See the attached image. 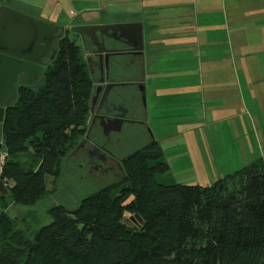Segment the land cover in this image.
<instances>
[{
    "label": "trees",
    "instance_id": "obj_1",
    "mask_svg": "<svg viewBox=\"0 0 264 264\" xmlns=\"http://www.w3.org/2000/svg\"><path fill=\"white\" fill-rule=\"evenodd\" d=\"M91 78L69 38L42 85L17 87L5 107L0 165L1 207L34 205L45 176L77 143L88 113ZM0 148V149H1ZM31 151L28 166L14 160ZM155 140L127 155L116 181L81 198L74 209L54 205L52 221L17 228L0 211V264H264V154L209 186L163 184L168 170ZM137 218L126 222L130 216Z\"/></svg>",
    "mask_w": 264,
    "mask_h": 264
},
{
    "label": "crops",
    "instance_id": "obj_2",
    "mask_svg": "<svg viewBox=\"0 0 264 264\" xmlns=\"http://www.w3.org/2000/svg\"><path fill=\"white\" fill-rule=\"evenodd\" d=\"M11 1L15 10L58 28L92 23L64 22L81 15H125L124 22L141 23L145 120L160 148L203 144L213 157L223 125L224 147H248L250 127L255 133V120L264 116V0ZM164 119L174 127L159 122ZM238 156L240 162L244 155Z\"/></svg>",
    "mask_w": 264,
    "mask_h": 264
},
{
    "label": "rangeland",
    "instance_id": "obj_3",
    "mask_svg": "<svg viewBox=\"0 0 264 264\" xmlns=\"http://www.w3.org/2000/svg\"><path fill=\"white\" fill-rule=\"evenodd\" d=\"M11 6H14L11 0H0V9L3 7L15 9ZM20 12L31 15V13H27L26 10ZM123 16L107 14L101 15L98 18L95 17L91 20H86V17L81 15L74 19H66L64 22L67 24L83 22L105 24L107 22L126 20L124 19L126 16ZM68 36L72 38L73 34L68 32ZM118 91L127 99L130 97L133 99L131 103L128 104L130 116L135 119L144 120L147 111L145 95L144 100H142V97L135 91L133 86L119 87ZM125 106L127 108V105ZM262 113H264V111H262ZM159 122H166L168 126L171 125L169 124L170 120L164 119ZM248 124L250 127L251 124L249 122ZM254 126L255 133L252 132L253 130L251 127V132H248V134L250 133L248 137H251V140L243 141V144L248 146L243 149V151L236 146L230 145V143L228 148L224 147L223 142L227 139L225 134L227 131L224 129V125L221 126L223 132H219V140H217L216 144L214 143L213 149L210 148L211 155L214 154L215 157L209 156L208 145L204 146L200 144L202 147L199 150L195 147V145H197L195 143L194 148L193 146L189 147L187 143L181 141H173L164 145L161 147L163 153L162 159L167 163L168 170L165 173L156 174V179L163 184L169 185L187 184L209 186L217 179L241 169L264 154V116H260L259 119L255 120ZM170 127L172 128L174 125ZM254 134L257 136L256 139H252L254 138ZM151 140H154V131L152 127H145L138 123H125L119 131L112 130L106 139L107 147L117 158L127 156ZM238 152L244 155L241 157L240 162ZM231 153H236L237 158H235V154H232L234 156L227 155ZM4 156L5 154L1 148L0 165L2 164ZM33 158L31 151H27L18 153L14 160L21 162L26 167L32 162ZM117 177H114L112 174L89 172L88 167L82 166L78 158H66V156H64L59 165L58 175L45 176L47 192L34 205L24 206L12 204L8 196L4 194L8 202V207L3 209L0 205V211L5 210L11 217H14L18 229H26L28 231L36 230L41 225L52 221V217L47 213L50 207L54 205H63L68 210H72L81 198L112 181H116L118 179Z\"/></svg>",
    "mask_w": 264,
    "mask_h": 264
},
{
    "label": "flooded vegetation",
    "instance_id": "obj_4",
    "mask_svg": "<svg viewBox=\"0 0 264 264\" xmlns=\"http://www.w3.org/2000/svg\"><path fill=\"white\" fill-rule=\"evenodd\" d=\"M122 22L124 21H113L105 24ZM69 27L58 28L54 39L51 40L49 51L40 61L44 65L43 73L40 76H35L29 85L19 83L17 87L42 85L45 71L57 52L59 40L63 37L69 38L68 32H71ZM71 33L73 37L69 39L79 48L82 62L91 78V88L87 117L79 126L78 129L81 132L77 134V143L69 151L66 158H78L82 166L88 167L89 172L112 174L114 177L119 176L117 178H120L123 174L121 164L126 156L117 158L111 153L106 141L109 134H104L103 127L104 125L110 128L119 126L121 129L125 123H138L147 127L145 119L139 120L130 116L128 104L133 99L131 97L127 99L118 91L119 87L133 86L144 100L142 75L145 61L144 35L141 45L136 30L132 28L113 30L96 28L91 31L92 34L94 33L93 36L87 33L83 35ZM140 46H142L141 49L138 48ZM22 80L23 76L21 75L19 81ZM0 104L4 105V102ZM121 112H125V114L120 118L121 121L117 122L116 119Z\"/></svg>",
    "mask_w": 264,
    "mask_h": 264
},
{
    "label": "water",
    "instance_id": "obj_5",
    "mask_svg": "<svg viewBox=\"0 0 264 264\" xmlns=\"http://www.w3.org/2000/svg\"><path fill=\"white\" fill-rule=\"evenodd\" d=\"M96 28L101 30L135 29L142 45L143 30L142 24L139 22L72 25L69 30L80 35L87 33L93 36L94 33L92 34L91 31ZM57 31V26L26 13L10 7L0 9V103L4 102V105L0 104V148L5 106L16 98L17 85L19 83L29 85L35 76H40L43 73L44 65L40 61L49 51L50 42L54 39ZM138 48L141 49L142 46ZM21 75L23 80L20 82L19 76ZM124 114L125 112H121L116 121L120 122V118ZM112 129L119 131L120 127L110 128L104 125L103 132L108 135ZM3 191H5V186L0 179V192ZM134 218L142 222L137 214L130 216L126 222H130Z\"/></svg>",
    "mask_w": 264,
    "mask_h": 264
},
{
    "label": "built area",
    "instance_id": "obj_6",
    "mask_svg": "<svg viewBox=\"0 0 264 264\" xmlns=\"http://www.w3.org/2000/svg\"><path fill=\"white\" fill-rule=\"evenodd\" d=\"M2 163H3V161H2Z\"/></svg>",
    "mask_w": 264,
    "mask_h": 264
}]
</instances>
